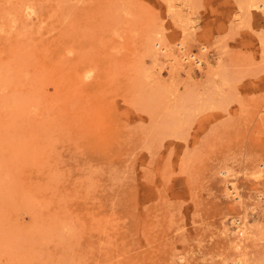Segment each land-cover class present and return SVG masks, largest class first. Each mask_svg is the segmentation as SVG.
Segmentation results:
<instances>
[{"label":"rangeland","instance_id":"374dc122","mask_svg":"<svg viewBox=\"0 0 264 264\" xmlns=\"http://www.w3.org/2000/svg\"><path fill=\"white\" fill-rule=\"evenodd\" d=\"M261 4L0 0V264H264Z\"/></svg>","mask_w":264,"mask_h":264},{"label":"bare ground","instance_id":"6f19581e","mask_svg":"<svg viewBox=\"0 0 264 264\" xmlns=\"http://www.w3.org/2000/svg\"><path fill=\"white\" fill-rule=\"evenodd\" d=\"M169 3V2H168ZM173 4V3H172ZM251 9V8H250ZM257 9H259V12L261 11L263 14H264V4H261V5H259L258 7H257ZM264 41V40H263ZM163 45V44H162ZM165 45V44H164ZM163 50V49H162ZM165 50V49H164ZM167 50V49H166ZM165 50V51H166ZM187 54V53H186ZM192 56V55H191ZM185 59H187L186 57H185ZM197 62H199V63H201V62H203V59L202 58H197ZM89 74V73H88ZM87 77H88V75H87ZM179 109V108H178ZM176 111V110H175ZM6 173V172H5ZM4 174V173H3ZM11 176V175H10ZM35 185V184H34ZM237 187H233V186H231L229 189H228V193L231 195H233V194H235L234 196H236L238 193H237V189H236ZM236 199H238V198H240V196L239 195H237L236 197H235ZM67 222V221H66ZM69 223V222H68ZM238 262L241 264V260H238Z\"/></svg>","mask_w":264,"mask_h":264}]
</instances>
